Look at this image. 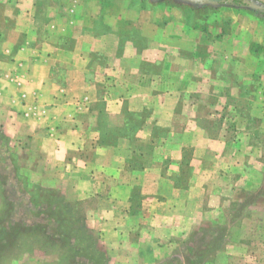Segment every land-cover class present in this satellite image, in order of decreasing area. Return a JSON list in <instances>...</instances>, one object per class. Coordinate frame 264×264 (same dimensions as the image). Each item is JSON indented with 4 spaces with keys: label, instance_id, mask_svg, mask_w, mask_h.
<instances>
[{
    "label": "crops",
    "instance_id": "0c3cea01",
    "mask_svg": "<svg viewBox=\"0 0 264 264\" xmlns=\"http://www.w3.org/2000/svg\"><path fill=\"white\" fill-rule=\"evenodd\" d=\"M125 21L102 0H0V128L16 137L15 144L23 134L40 138L36 150L45 152L53 167L68 155V168L89 186L83 194L98 193L120 206L119 212L109 206L98 216L97 230L116 240L110 247L133 249V264H153L158 255L152 238L162 242L201 229L200 220L217 217L227 190L242 183L243 175L232 180L230 170L243 168L237 154L249 134V115L221 113L233 108L227 103L233 90V96L243 97L238 91L247 69L240 62V84L225 78L237 50L228 44L219 50L224 64L194 70L202 76L192 81L198 96L207 71L225 73L208 83L223 96L218 93L214 108L201 113L205 101L185 97L190 70L184 47L169 48L161 37L155 45L143 27ZM212 44L207 51L215 58ZM260 79L262 92L264 74ZM67 121L63 131L59 124ZM109 134L116 140L106 142ZM2 194L8 199L4 187ZM109 213L114 222L107 220ZM146 234L151 251L142 258L139 242Z\"/></svg>",
    "mask_w": 264,
    "mask_h": 264
},
{
    "label": "rangeland",
    "instance_id": "374dc122",
    "mask_svg": "<svg viewBox=\"0 0 264 264\" xmlns=\"http://www.w3.org/2000/svg\"><path fill=\"white\" fill-rule=\"evenodd\" d=\"M102 1L120 19L127 20L126 23L143 27L152 35L153 44L159 45L157 42L161 41V37L166 40L165 46L169 48L184 47L186 59L189 60L185 68L186 71L190 70L186 78L190 89L185 97L193 99L197 95L201 101H205V104L201 105V113H208L214 108L218 93L223 96L222 90L216 91L213 87L210 88L211 84L208 83L211 78H224L225 73L218 70L215 72V68H212L211 73L207 71L209 77L205 82L203 80L200 86L204 93L198 96V92L192 91L193 82L195 84L202 78L195 73L196 70H206L212 67V64H224L223 55L219 56V50H226V45L237 49L230 59L231 73L228 72L225 78L227 77L233 85L240 84L242 79L243 87L241 86L238 94L243 97L238 99L233 96L236 92L233 90L231 99L227 100L233 108L225 109L221 114L237 115V110H240L243 115H249L246 124L249 134L246 139L243 137L241 152L237 154L244 161L243 168L230 170L232 180L239 174L243 175L242 183L234 184L232 190H227V196L222 197L224 203H221L217 217L209 219L206 215V218L200 220L201 229L178 236H167L162 242L152 238L151 242L156 245L153 248L158 255L153 264H264V91L260 92L258 88L261 75L264 74V4L258 0ZM256 21H259L260 25L257 24L251 33L250 30L256 25ZM138 42L142 43L143 40L138 39ZM209 44L213 45L212 48H217L215 63L210 62V59L215 58L210 57L207 51ZM247 53H250V56L242 57ZM240 62H243L241 64L247 69L241 79ZM203 75V79L208 76ZM210 102L212 106H209ZM190 106L192 107L191 104ZM103 122L109 126L106 120ZM59 126L63 131H67L68 121ZM41 128L44 129L45 126ZM234 130L236 131L231 128V131ZM2 131L0 128V178L2 177L5 183L0 184V238L4 239L7 246L0 249V264H93L80 253L68 258V246L60 238L54 216L50 214L53 206L49 208L46 202L37 204L30 199L33 183L41 185L37 190L43 197L57 191V196L62 195L68 199V204L73 205L72 209L84 213L83 225L88 236L91 235L96 246L105 254L104 258L96 260V263L133 264L130 262L134 258L133 249L111 248V241L116 240L110 238V233H100L97 230L100 218L98 216H102L107 207L110 209L109 206L119 212V204L118 208L115 207L113 201L98 193H89L90 196L83 194L89 186L81 184L84 180L81 178L84 177L80 172L68 168V155L65 163L53 167L48 155L36 150V147L42 146L40 138L30 140L24 137V134L20 135L23 137L20 138L21 143H17L19 147L14 143L17 142L16 137L8 136ZM113 140L116 139L111 134L105 136L106 142ZM246 140L247 143L244 142ZM7 144L12 147L10 153L5 152ZM252 146L254 150H251ZM7 153L10 154L9 157ZM8 162L18 166L15 169L8 165ZM19 165L23 167L19 168ZM221 176L220 179L226 181L223 173ZM247 178L249 183H244ZM229 184L230 182L226 184L227 189ZM26 186L30 190H27ZM3 187L7 200L2 194ZM136 194L137 192L134 193L135 196ZM75 218L77 221L72 227L77 229L80 221L77 216ZM107 220L114 222L115 219L109 213ZM66 222L65 219L63 223L68 229ZM81 234L83 233L80 231L75 233L78 237ZM126 234L128 238L138 242L133 232ZM66 237L68 238V235ZM148 237L146 234L139 242L142 258L143 255L148 258L151 251Z\"/></svg>",
    "mask_w": 264,
    "mask_h": 264
},
{
    "label": "trees",
    "instance_id": "16d2710c",
    "mask_svg": "<svg viewBox=\"0 0 264 264\" xmlns=\"http://www.w3.org/2000/svg\"><path fill=\"white\" fill-rule=\"evenodd\" d=\"M221 1L227 2V0ZM40 186L41 185L39 183H33L31 187L33 188L32 193H29L30 199L32 202H35L37 204L46 202L49 208L53 206L54 209L51 210L50 214L52 217L54 216L53 219L56 222L57 232L60 238L64 240L65 244H67L68 246V258H73L74 255L80 253L81 256L85 257L90 263L92 262L93 264H105L96 263V260L103 259L105 254L96 246V242L95 240H93L91 235L88 236L87 230L83 225L84 213H82L81 210L72 209L73 205H69L70 203L68 202V199H65L62 195L57 196V191L51 192L52 190H48L51 192V194L49 193L48 195L43 197V195L37 190L41 188ZM26 188L27 190H30L28 189V186H26ZM76 216L80 221V225L78 226L79 228L74 229L72 227V224L77 221L75 218ZM61 217L64 218L61 219ZM65 219L68 222V229L63 223ZM79 231L83 234L78 237L77 235H75V233H79ZM67 235L68 238L66 237ZM3 240V238H0V249H2L4 246H7Z\"/></svg>",
    "mask_w": 264,
    "mask_h": 264
},
{
    "label": "water",
    "instance_id": "95a60500",
    "mask_svg": "<svg viewBox=\"0 0 264 264\" xmlns=\"http://www.w3.org/2000/svg\"><path fill=\"white\" fill-rule=\"evenodd\" d=\"M258 1L264 4V0H258Z\"/></svg>",
    "mask_w": 264,
    "mask_h": 264
}]
</instances>
